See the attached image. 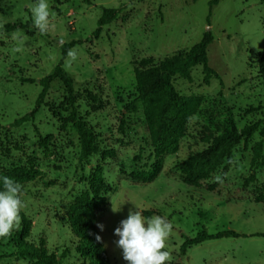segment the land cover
I'll use <instances>...</instances> for the list:
<instances>
[{
  "label": "rangeland",
  "instance_id": "1",
  "mask_svg": "<svg viewBox=\"0 0 264 264\" xmlns=\"http://www.w3.org/2000/svg\"><path fill=\"white\" fill-rule=\"evenodd\" d=\"M48 0L56 13L48 33L32 27L27 5L35 0H0V171L32 160L41 174L23 184L25 208L31 221L27 240L45 241L48 252L69 254L58 264H83L75 253L77 240L65 212L89 190V173L103 168L109 192L106 205L96 208V227L110 264H127L115 241L114 230L140 205L143 215L165 216L174 225L168 240L171 264H264V136L255 133L241 143L199 188L183 183L179 163L204 150L211 140L232 129L262 122L264 127V0ZM120 9L119 17L93 36L102 8ZM7 24H29L9 31ZM210 31L209 66L218 78L208 85L201 66L173 79L176 91L200 96L202 103L174 154L162 157L156 179L138 183L129 173L146 171L155 162L151 141L136 90V74L180 57ZM17 32L23 43L12 38ZM75 41L78 59L64 70L72 78L79 115L96 137L98 153L80 160L77 133L65 123L70 107L60 81L51 83L33 120L10 127L29 114L41 90L38 81L49 75L61 59L60 46ZM16 47L22 50L14 51ZM65 61V60H64ZM31 79L35 83H25ZM86 93L97 96L92 103ZM40 137L47 138L43 147ZM262 141L263 165L251 166L252 147ZM114 152L103 157L105 152ZM227 173L224 183L214 177ZM252 174L255 179L248 184ZM214 186L213 190H209ZM114 205L121 211L113 212ZM148 212L150 214H145ZM103 224L101 230L97 225ZM214 235L231 230L237 238L180 246L201 230ZM15 231V230H14ZM15 246L7 237L0 243V264H27L12 256Z\"/></svg>",
  "mask_w": 264,
  "mask_h": 264
},
{
  "label": "trees",
  "instance_id": "2",
  "mask_svg": "<svg viewBox=\"0 0 264 264\" xmlns=\"http://www.w3.org/2000/svg\"><path fill=\"white\" fill-rule=\"evenodd\" d=\"M219 0L209 2V8L217 5ZM120 9L105 8L97 20V28L93 36L98 38L102 27L115 21L120 14ZM29 24H7L9 31L17 28H25ZM213 42V35L206 31L201 40L193 45L184 55L167 61L158 66H153L139 71L135 76L136 90L138 99L141 102L143 113L151 141V148L155 162L151 168L146 171H134L129 173V178L138 183H149L156 179L162 169V157L164 155L174 154L180 140L185 134V126L188 118L194 116L199 110L202 98L200 96H184L179 94L174 85L173 79L176 75L188 71L195 66H201L203 71V81L209 84L212 78H218L216 72L209 66L207 60V48ZM77 43L71 41L60 46L61 59L54 67L53 71L40 79L38 85L41 90L35 102L33 110L24 116L15 119L10 127H20L21 125L33 120L35 113L42 105L51 83L55 80L61 82L64 87L70 112L65 123H70L71 128L77 133L80 153V160H88L98 153L97 137L93 129L79 115L76 106V92L72 78L64 70L63 63L70 48L75 47ZM25 83H35L31 79H22ZM86 97L92 102H97V96L86 93ZM262 122L248 125L242 129H232L215 136L209 145L202 151L192 153L178 165L183 174V183L189 187L199 188L203 182L217 171L228 159L233 156V151L243 143L246 147L249 140L255 133L264 136V127H260ZM40 143L43 147L47 145V138L40 137ZM262 141L254 144L252 147L251 166L257 168L263 165ZM114 152H105L103 157L112 156ZM41 174L37 165L29 160L26 164L17 167L1 170L0 176L10 177L22 185L34 181ZM255 179L252 174L246 179L248 184ZM89 190L79 195L65 212V220L75 236L77 243L75 253L82 260L83 264H110L107 253L104 249L102 240L98 241L100 236L96 227V208L99 204L106 205L105 193L109 192V186L103 176V168L97 165L89 173ZM2 187V185H0ZM210 186L209 190H213ZM264 202V197L258 202ZM145 214H150L145 212ZM22 222L20 228L12 232L9 236L15 246V252L12 256L20 257L27 261V264H58L69 254L65 249L60 255L48 252L45 241L40 240L39 244L31 243L27 240L31 221L22 212L20 213ZM241 235L231 231H222L214 235L208 234L206 230H201L192 238H185L180 246L181 254L192 246L201 244L208 240L220 238H237ZM101 237V236H100ZM7 238V237H6ZM0 238V243L6 239ZM6 256L0 255V259Z\"/></svg>",
  "mask_w": 264,
  "mask_h": 264
},
{
  "label": "clouds",
  "instance_id": "3",
  "mask_svg": "<svg viewBox=\"0 0 264 264\" xmlns=\"http://www.w3.org/2000/svg\"><path fill=\"white\" fill-rule=\"evenodd\" d=\"M31 14L32 27L40 34H46L54 27L56 13L50 9L48 0H35L34 3L27 5ZM13 39L20 41L22 38L17 32L13 33ZM21 47H16L14 51H21ZM78 59V50L70 48L64 61L65 69L71 68L72 64ZM194 117H189L191 124ZM236 161L230 159L229 164ZM227 173L217 174L214 180L218 184H223ZM0 238L9 237L14 230L20 228L22 217L21 211L26 204L23 200V185L16 180L0 176ZM135 209H130L127 218L120 221L119 226L114 230V235L118 237L115 241L116 246L121 249L123 259L127 264H171L172 253L168 250V240L173 232L174 225L165 216L154 215L145 217L140 205L136 204ZM112 211L119 212L114 203ZM101 230L103 224L97 225ZM98 241L102 237L97 236Z\"/></svg>",
  "mask_w": 264,
  "mask_h": 264
}]
</instances>
